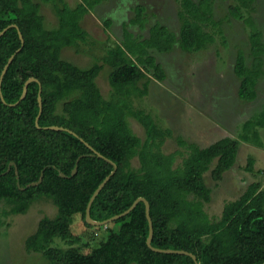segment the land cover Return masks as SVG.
I'll list each match as a JSON object with an SVG mask.
<instances>
[{"label":"trees","instance_id":"16d2710c","mask_svg":"<svg viewBox=\"0 0 264 264\" xmlns=\"http://www.w3.org/2000/svg\"><path fill=\"white\" fill-rule=\"evenodd\" d=\"M103 1L80 0L73 10L60 1L55 4L58 25L49 29L34 0H0V32L16 24L24 38L22 46L15 27L0 37V75L9 57L22 46L1 86L6 103L0 97V203L5 201L11 208L0 214L24 213L38 199L51 200L57 214L42 217L26 240L27 248L41 253L50 264H195L189 256L159 253L148 247L149 222L143 202L128 215L105 225L107 238L89 253L75 245L81 243L71 228L75 215L79 214L88 228L103 227L88 224L85 211L94 191L113 170L106 160L91 155L80 140L83 138L118 167L92 203L94 220L120 214L138 197H144L150 203L153 247L189 251L200 264L263 263L264 191L259 182L251 183L238 199L226 203L219 220L211 221L204 210V203L211 200L204 173L216 160L211 174L220 180L235 164L239 142L227 136L200 147L179 138L178 144L188 152L166 154L161 147L172 136L171 130L160 128L152 116L131 103L133 96L147 93L151 76L160 81L166 78L152 50L168 53L178 44L182 50L193 52L215 41V35L205 29L208 24L219 26L213 19L214 0H180L178 34L161 23L150 26L146 38L125 30L123 40L107 51L102 63L78 67L62 57V50L87 42L89 34L81 25V17ZM255 2L235 0L228 6L229 14L250 28L251 63L239 50L234 64L238 96L247 102L256 99L257 84L264 75L263 34L251 12L247 14ZM144 13L145 7H136L132 23L144 27ZM104 24L109 27L110 21ZM104 64L110 68L113 90L109 99L96 83ZM30 77L42 84L41 128L35 124L39 112L37 82L28 85L25 98L17 105H8L19 100ZM128 115L143 126L145 140L133 133ZM51 125L67 128L77 136L44 128ZM258 127H264V110L243 123L241 139L259 140ZM178 155L183 159L175 166ZM79 157L77 172L72 175ZM135 157L140 162L138 168L132 165ZM11 162L14 165L9 169ZM252 163L248 161L247 170ZM41 174L42 181L30 185ZM55 238L68 246H54Z\"/></svg>","mask_w":264,"mask_h":264},{"label":"rangeland","instance_id":"374dc122","mask_svg":"<svg viewBox=\"0 0 264 264\" xmlns=\"http://www.w3.org/2000/svg\"><path fill=\"white\" fill-rule=\"evenodd\" d=\"M34 1L40 5L45 26L52 29L58 25L55 4L62 1V4L73 10L80 0ZM234 1L214 0L213 19L219 26H205L206 31L215 35V41L203 49L187 52L177 44L168 53H156L152 50L151 53L163 65L166 78L160 81L151 76L147 93L131 98L135 109H141L152 116L160 128L171 130L172 136L167 137L161 147L166 154L176 150H182L185 154L188 152L178 144L179 138L200 147H206L227 136L239 142L235 164L241 160L237 165L234 164V167L224 172L218 181L211 174L216 160L204 173L205 183L211 189V200L204 203V210L211 221L219 220L224 205L238 199L246 190L251 181V178L249 181L246 179V172L250 176H256V180L264 179V128L257 129L259 140L244 141L240 137L243 122L253 119L264 110V75L257 84L256 99L251 102L241 100L238 96L239 79L235 75L234 64L239 50L245 53L247 63H251L250 28L229 14L228 6ZM103 2L81 17V24L89 34L87 42H78V45L62 50V57L78 67L89 68L95 63H102L107 51L122 39L121 30L115 31L113 25L110 28L105 27L103 19L135 18L133 7L136 5L143 4L146 7L144 16L149 22L144 28L128 25L138 37H147L150 26L155 22L164 24L176 34L179 33L180 0ZM250 12L264 38V0H256L254 9L247 11V14ZM109 71V66L104 64L96 78V83L106 99L111 97L113 90L109 83ZM143 83L144 81L140 82L138 87L142 88ZM127 119L133 133L145 140L143 126L131 115ZM182 159L183 156L178 155L175 166L180 165ZM249 160L253 163L250 170H247ZM132 165L135 168L140 166L138 157L132 160ZM255 167L260 168L261 173H257ZM255 179L252 178V181ZM10 208L9 203H0V211L8 212ZM56 214L57 207L47 198L34 201L24 213L0 214V264H50L41 253L29 250L26 240L36 230L42 217L52 218ZM71 228L80 237L81 243L75 245L81 247L83 253H89L108 236L105 226L99 229L88 228L79 214L74 216ZM52 244L62 248L68 246L60 238H55Z\"/></svg>","mask_w":264,"mask_h":264},{"label":"water","instance_id":"95a60500","mask_svg":"<svg viewBox=\"0 0 264 264\" xmlns=\"http://www.w3.org/2000/svg\"><path fill=\"white\" fill-rule=\"evenodd\" d=\"M10 27H15L18 29V33H19V38L22 42V46L24 44V38H23V35L21 33V31L19 30L18 26L16 24H11V25H8L7 27H5L1 32H0V37L7 31L8 28ZM22 46L17 49V51L11 55L7 61V63L5 64L2 72H1V75H0V97L2 99V101L4 103L5 100H4V97L2 95V92H1V86H2V81H3V78L10 66V64L12 63L15 55L22 49ZM32 82H37L39 84V91H38V97H37V100H38V104H39V112H38V115L36 117V120H35V124L38 128H41V126L39 125V118L42 114V110H43V103H42V84L41 82L35 78V77H30L28 78L25 83H24V86H23V90H22V94L19 98L18 101H16L15 103H10L8 105L10 106H14V105H17L20 101H22L26 94H27V87L30 83ZM45 129H51V130H59V131H69L70 133L74 134L75 136H77L76 133H74L73 131L67 129V128H64V127H61V126H57V125H51V126H46L44 127ZM80 140L82 142L85 143V145L91 150L92 154L91 155H95L97 157H100L104 160H106L108 163H110L112 166H113V170L111 171V173L100 183V185L97 187V189L94 191V193L92 194L90 200H89V203L86 207V211H85V218H86V221L88 224L92 225V226H97V227H100V226H105L107 224H109L110 222L112 221H115V220H118L126 215H128L135 207L136 205L139 203V202H143L145 204V213H146V217L148 219V222H149V235H148V238L146 240L147 242V245L149 248H151L153 251L155 252H159V253H167V254H179V255H186V256H189L193 259V261L195 262V264H200L198 262V259H197V256L189 251H186V250H180V249H162V248H156V247H153L152 246V240H153V234H154V228H153V222H152V218L150 216V203L149 201L144 198V197H138L132 204L131 206L126 209L125 211H123L122 213L120 214H117V215H114L110 218H107L105 220H102V221H97V220H94L92 217H91V206H92V203L94 202L95 198L98 196V194L101 192V190L104 188V186L107 184V182L110 180L111 176L113 174H115V172L117 171V164L115 162H113L112 160L108 159L107 157L103 156L100 152H98L95 148H93L88 142H86L83 138H80ZM81 157L78 158L77 160V163L72 171V175H74L76 172H77V164H78V161ZM11 165H14L13 162H11L9 164V169L11 167ZM16 176H17V180H19V174H18V171H17V168H16ZM60 176H65L64 174L60 173ZM43 179V174H41V177L39 178V180L37 182H33L31 183L30 185H36L38 183H40ZM19 181H18V186H19ZM261 264H264L261 263Z\"/></svg>","mask_w":264,"mask_h":264},{"label":"crops","instance_id":"0c3cea01","mask_svg":"<svg viewBox=\"0 0 264 264\" xmlns=\"http://www.w3.org/2000/svg\"><path fill=\"white\" fill-rule=\"evenodd\" d=\"M106 1H108V0H106ZM106 1H104V2H106ZM103 2V3H104ZM78 4V3H77ZM76 4V5H77ZM138 6H143V7H145L143 4H139V5H136L135 7H133V11H134V13H135V8L136 7H138ZM97 7V6H96ZM96 7L94 8V9H96ZM91 11H93V10H91ZM90 11V12H91ZM90 12H88V13H90ZM88 13H86L85 15H87ZM144 14H146V7H145V13ZM57 16V15H56ZM84 17V16H83ZM145 17V20H146V22H145V25H144V27L146 26V24H147V22H148V20H147V18H146V16H144ZM107 18H109V19H103V22L105 23V21L106 20H109L110 21V26H109V28L111 27V25H113V29L115 28V31L117 30V29H120L121 30V33H122V39H121V41L123 40V38H124V32H125V30H127V31H130L135 37H138V35L135 33V31L133 30V29H130V25L129 24H131L132 25V27H135V26H137V27H139V28H144V27H141V25L140 24H133L132 23V19H134V18H131V19H129V20H127V18H125V19H121V20H119L118 18H116V17H107ZM57 20H58V18H57ZM116 21H117V23H116ZM81 22H82V20H81ZM111 22H112V24H111ZM149 23V22H148ZM155 23H158V22H155ZM154 23V24H155ZM154 24H152V25H154ZM162 24V23H161ZM82 25V24H81ZM129 25V26H128ZM151 25V26H152ZM164 25V24H163ZM83 27V26H82ZM149 35V34H148ZM148 37V36H147ZM138 38H140V37H138ZM144 38V37H143ZM146 38V37H145ZM120 41V42H121ZM156 53H159L158 51H156ZM154 55V54H153ZM156 55H154V57H155ZM156 58V57H155ZM157 60V59H156ZM157 62H159V63H161L160 61H158L157 60ZM258 94V93H257ZM243 120H244V118H243ZM242 120V121H243ZM241 121V122H242ZM247 121V120H246ZM246 121H244V122H246ZM240 122V123H241ZM243 122V123H244ZM258 128H264V127H258ZM240 160L241 159H239V161H237V163L235 164V165H237L239 162H240ZM234 165V166H235ZM233 166V167H234ZM255 169H256V171H257V173H261V169L260 168H256L255 167ZM249 178H251V181L248 183V186L251 184V183H253V182H259L260 183V190H262V191H264V179L262 180V181H260V180H256L255 178H256V176L255 177H253V176H250V175H248L247 174V172H246V179H248V181H249ZM252 178H254L255 180H253L252 181ZM247 186V187H248Z\"/></svg>","mask_w":264,"mask_h":264}]
</instances>
